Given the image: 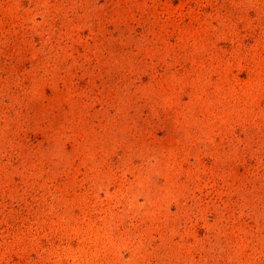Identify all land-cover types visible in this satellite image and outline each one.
Returning a JSON list of instances; mask_svg holds the SVG:
<instances>
[{
	"label": "rangeland",
	"instance_id": "obj_1",
	"mask_svg": "<svg viewBox=\"0 0 264 264\" xmlns=\"http://www.w3.org/2000/svg\"><path fill=\"white\" fill-rule=\"evenodd\" d=\"M0 264H264V0H0Z\"/></svg>",
	"mask_w": 264,
	"mask_h": 264
}]
</instances>
